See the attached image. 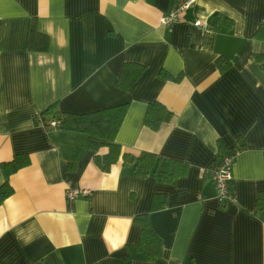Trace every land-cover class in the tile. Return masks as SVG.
Returning <instances> with one entry per match:
<instances>
[{"label": "crops", "instance_id": "1", "mask_svg": "<svg viewBox=\"0 0 264 264\" xmlns=\"http://www.w3.org/2000/svg\"><path fill=\"white\" fill-rule=\"evenodd\" d=\"M186 0H0V185L2 163L17 154L29 165L10 177L0 205V264H264V0H196L171 25L163 17ZM221 13L231 29L214 31ZM33 21L47 51L29 48ZM201 22V25L196 24ZM230 60L221 73L218 57ZM126 62L146 66L127 91L117 79ZM257 68V69H255ZM164 70L179 80L164 78ZM174 116L159 129L144 124L147 105ZM58 102L87 113L129 103L117 135L123 152L160 154L189 164L186 176L162 183L122 160L100 169L82 133L48 131L36 115ZM237 150L233 196L217 198L209 167L219 144ZM75 164L73 168H69ZM69 188L90 196L67 198ZM155 194L167 205L150 213L162 255L135 250Z\"/></svg>", "mask_w": 264, "mask_h": 264}, {"label": "trees", "instance_id": "2", "mask_svg": "<svg viewBox=\"0 0 264 264\" xmlns=\"http://www.w3.org/2000/svg\"><path fill=\"white\" fill-rule=\"evenodd\" d=\"M209 26L214 31H220L222 28L231 29L233 22L221 13H215L210 18ZM253 38L264 41V22L255 31ZM49 43V37L41 33L37 29L36 21H33L29 48L44 52L48 50ZM253 56L256 62L264 60V53H254ZM217 64L221 73L226 72L231 66L230 60L221 56L217 58ZM145 70L146 66L143 64L137 62L124 63L116 82L117 87L123 91L129 90L141 78ZM160 74L169 79L179 80L181 78L180 75L173 77L164 70H161ZM128 109L129 103H122L87 113H74L63 111L61 105L56 102L40 112V115L44 123H48L52 119L57 120L58 130L85 134L88 137L89 146L97 152L102 148H107V153L96 154L94 157L96 165L103 171H110L115 163L122 160L124 166L133 167L136 175L146 177L154 173L162 183L174 184L179 178L186 176L189 171V164L184 161L148 151H143L138 155L123 152L122 145L117 141V135ZM173 116V112L155 100L147 105L144 124L152 129H159L164 122L170 121ZM218 151L216 159L209 167V172L222 161L225 154L237 152L234 148H227L223 143L219 144ZM30 162V156L22 153L15 155L12 160L2 163L5 180L0 185V205L14 192L10 183L12 174L29 165ZM74 165L71 164L69 168H73ZM166 198V195L155 194L152 197L149 210L134 218V222L141 226L140 238L135 244V250L144 253L148 259H156L162 255V240L150 226L149 217L151 212L166 207ZM263 210L264 189L258 192L256 198V212ZM124 264H130L129 260H125Z\"/></svg>", "mask_w": 264, "mask_h": 264}, {"label": "built area", "instance_id": "3", "mask_svg": "<svg viewBox=\"0 0 264 264\" xmlns=\"http://www.w3.org/2000/svg\"><path fill=\"white\" fill-rule=\"evenodd\" d=\"M196 0H186L178 5H176L169 13H167L162 21L166 25H171L177 20H179L182 12L190 8ZM196 24L201 25V22ZM37 119L40 121V125L44 126L48 131L55 130L58 128L57 120H50L48 123H44L41 120V115L38 113L36 115ZM237 152L225 154L222 161L214 166L210 172L213 183L216 186L217 198L221 204L226 205L231 201L233 196L232 183H233V162ZM92 191L88 188H69L67 190V198L74 200L82 196H90Z\"/></svg>", "mask_w": 264, "mask_h": 264}, {"label": "water", "instance_id": "4", "mask_svg": "<svg viewBox=\"0 0 264 264\" xmlns=\"http://www.w3.org/2000/svg\"><path fill=\"white\" fill-rule=\"evenodd\" d=\"M255 72H256L257 77L264 83V76L258 71H255Z\"/></svg>", "mask_w": 264, "mask_h": 264}]
</instances>
